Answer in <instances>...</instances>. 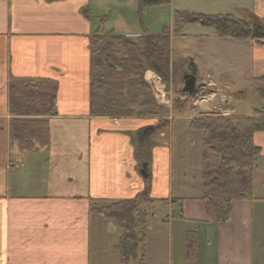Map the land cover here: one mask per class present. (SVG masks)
Instances as JSON below:
<instances>
[{
    "label": "crops",
    "instance_id": "obj_1",
    "mask_svg": "<svg viewBox=\"0 0 264 264\" xmlns=\"http://www.w3.org/2000/svg\"><path fill=\"white\" fill-rule=\"evenodd\" d=\"M175 10L263 19L264 0H169L142 8L139 0H0V264H122L118 221L90 208L91 201L121 200L148 209L142 264H264V130L252 135L260 151L253 197L232 201L228 219L218 221L202 198L201 132L189 128L201 114L250 116L258 109L246 98L264 100V40L223 38L198 24L172 33ZM100 27L133 40L167 28L173 61L175 37L184 42L180 58L186 70L193 61L197 89L172 119L162 117L167 125L159 133L157 117L91 112L89 34ZM13 77L57 82L47 142L33 150L11 139ZM182 98L174 95L175 102ZM177 127L185 133L179 146ZM190 131L198 136L192 160ZM190 234L194 257L186 251ZM140 252L130 264H139Z\"/></svg>",
    "mask_w": 264,
    "mask_h": 264
},
{
    "label": "trees",
    "instance_id": "obj_2",
    "mask_svg": "<svg viewBox=\"0 0 264 264\" xmlns=\"http://www.w3.org/2000/svg\"><path fill=\"white\" fill-rule=\"evenodd\" d=\"M144 6L166 5L169 0H139ZM83 15L88 18L86 9ZM211 27L223 38L264 40V18L254 15L238 18L231 14H204L175 10L172 33L185 25ZM151 70L166 79L179 72V64L170 56V31L158 34L144 32L137 40L102 27L89 34V106L94 114L156 116L150 89L143 75ZM170 72V73H169ZM176 77V76H175ZM176 79V78H175ZM57 82L48 78L13 77L8 87L11 139L21 147L33 150L46 144V117L55 114ZM142 109L135 111L131 104ZM160 126L167 125L163 120ZM161 128V127H160ZM189 128L201 132L200 182L202 198L208 200L218 221L229 217L231 202L253 197L252 175L259 148L252 142L256 130H264V108L253 109L250 116L201 114L189 121ZM146 199V198H145ZM136 200L90 202V208L108 219L118 221L122 236L118 247L122 264H130L141 250L143 263L144 229L148 209H139ZM146 204L165 203V199L147 198ZM141 227L139 232L134 231ZM195 235L187 237V256H195Z\"/></svg>",
    "mask_w": 264,
    "mask_h": 264
},
{
    "label": "rangeland",
    "instance_id": "obj_3",
    "mask_svg": "<svg viewBox=\"0 0 264 264\" xmlns=\"http://www.w3.org/2000/svg\"><path fill=\"white\" fill-rule=\"evenodd\" d=\"M182 43H184V42L180 41V39L175 37V40H174V43H173V47H171V51H172L173 56H174L173 57L174 61L176 59H178L176 61H177V64H179V72L174 73L175 75H173V80L171 79V76L167 77L166 79H164L163 77H161L158 74V76L160 77V86H161L162 90H164L166 92V95H167V99H166L167 102H158L155 99V97L153 95V91L151 90V87L148 84V82H147V80L145 79V76H144L146 71H148L149 69L146 70L144 72V75H143V78H144L145 82L147 83V85H148V87L150 89V95H151V97L153 99V103L155 104V106H157L155 108H157L156 110L159 112L158 115H156V116H149L151 118L152 117H157L158 118L157 119V123L153 125V131L154 132H158L159 133L163 128H165V126H160L161 128L159 127V129L154 127V126H157L158 124L161 125V124L164 123V121H163L164 119L162 118L163 116H166L168 119H172V117L174 116L173 114L177 113V111L174 108L180 106L182 102H186L188 100L187 95L184 94V92L182 91L183 74H184V72L186 70L185 60H184V58H182V59L180 58L181 57L180 54H181L182 46H185V45H182ZM202 85H203V83H202ZM205 93H206L205 88H203V86H202V88L200 87V91H199L200 95L199 94L198 95L200 97H204ZM175 94H177L179 97L183 96V98L182 99H178V101L175 102V100H174V95ZM246 100H247L248 103H250V105H254V106L258 107V109H260L261 107H264V106H262V105H264V103H263L264 100H261L259 97H256V99H253L252 97H247ZM130 106L135 111H137L139 109H142L141 107L138 106V102H136L134 104H131ZM224 110H226V109H224ZM121 116H127V115H121ZM142 117H145V116H142ZM165 121H167V120H165ZM190 132H191V138L193 139V141L194 140L195 141H194V147L191 149V153L188 152L187 155H188L189 159L192 160V156L194 155L192 152L197 150L196 141L198 140V136H197V133H195L193 131H190ZM173 137L177 138L178 146H179L180 144H182L181 139H185L184 130L183 129L181 130L178 127L176 129H173ZM178 166L179 165H174V169L177 168ZM176 171H177V169L174 170V177H176V175H177ZM137 206H139V209H145L146 208L145 204L143 205L141 203H138ZM140 228L141 227H136V229H135L136 232H139Z\"/></svg>",
    "mask_w": 264,
    "mask_h": 264
},
{
    "label": "water",
    "instance_id": "obj_4",
    "mask_svg": "<svg viewBox=\"0 0 264 264\" xmlns=\"http://www.w3.org/2000/svg\"><path fill=\"white\" fill-rule=\"evenodd\" d=\"M188 60L189 63H188L187 71H185L183 74L182 91L186 95H192L196 91V73H195L193 61L191 60V58H189Z\"/></svg>",
    "mask_w": 264,
    "mask_h": 264
},
{
    "label": "built area",
    "instance_id": "obj_5",
    "mask_svg": "<svg viewBox=\"0 0 264 264\" xmlns=\"http://www.w3.org/2000/svg\"><path fill=\"white\" fill-rule=\"evenodd\" d=\"M146 80L148 84L150 85L151 90L153 91V95L155 99L158 102H167L166 92L162 90L160 86V77L153 72H149V74L146 76Z\"/></svg>",
    "mask_w": 264,
    "mask_h": 264
}]
</instances>
